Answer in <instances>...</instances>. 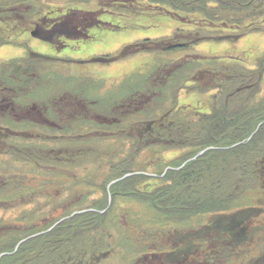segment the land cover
Wrapping results in <instances>:
<instances>
[{
    "label": "rangeland",
    "instance_id": "rangeland-1",
    "mask_svg": "<svg viewBox=\"0 0 264 264\" xmlns=\"http://www.w3.org/2000/svg\"><path fill=\"white\" fill-rule=\"evenodd\" d=\"M9 1H12L15 7L24 6V9L27 10H24V14L29 15L26 16L28 20L40 19L43 22L48 12H51L52 17L68 12V0ZM161 2L163 3V0H147L140 4V1L137 2L136 0H112L107 6L104 0L72 1L73 4L82 5L75 7L91 12L89 16L93 12L91 16L103 19L108 23L113 22L115 28L109 25L102 29H90L92 24L87 23L90 20L87 16L82 23L84 24V31L89 29L88 32L96 35L97 38L83 40L82 43L67 42L68 46L62 51H58L57 46L62 48L64 44L60 40L66 35L68 38H72L71 35L74 33L71 32L73 29L71 27L64 28L63 25H60L61 29L55 27L48 35L42 34L40 31V34L35 32L38 38H31L26 33L28 29L23 31L17 26L8 27L0 21V70L1 67H8L11 64V57H21L26 53V50L47 56L44 57L45 59L37 57L34 58L35 60L33 59L32 73L38 74V78L41 79L47 73L51 78L61 79L60 82L56 81L55 91H51L49 87H39L41 89L39 93L42 92L43 95L46 93L53 94L55 100H61L68 91H73L71 96L78 98L79 89L84 91V88L90 89L91 85H94L90 90L91 92L97 91L98 95H107L112 86L117 89L123 81L130 83V77L134 76V86L128 91L140 95L145 94L140 101L144 102L143 99L145 98L154 99L159 95L157 102L150 110L155 116H164L168 113L177 116L183 113L191 116L195 121L194 118L198 116L196 113L201 114L204 113L202 111H209L214 104L220 106L225 104L224 97L215 100L212 98L215 93L202 92V90L211 89L212 86L218 85L217 77L208 73L211 70L208 68L210 64L219 60L214 65L220 67L221 65L228 66L234 61L237 62L234 63L235 66L241 64L247 69L257 68L255 61L264 54V34L254 31L246 36L242 35L235 41H232L233 38L225 39L226 37L220 34L218 36L220 40L212 41V38L210 40L205 38L198 44L196 43L198 39L194 38L193 35L184 37L176 33L168 36L175 30L190 28L187 24L190 14L187 12L186 15H181L184 16V19L179 17L174 19L172 16L170 18L164 15L158 16L157 11L159 9L155 3ZM67 20L70 22L69 17ZM7 31L9 34H6ZM19 31L22 33L20 34ZM10 37L11 43L5 46L2 42L6 38L10 39ZM41 39L51 40L55 45L42 42ZM192 41L196 45L183 48L184 44H191ZM29 59L30 57L24 55L17 60L22 61L23 65V61ZM190 67L200 68L188 77L186 73ZM245 68L239 69L238 73L233 76L225 74L223 76L227 78L229 84L233 83L232 77L234 80L236 78V80L243 82L240 84L243 85L244 81L250 77L245 73V71L247 72L244 70ZM3 72L5 75L7 73L12 75L16 73V69H7ZM12 77L19 79L17 83H12L10 84L12 86H9L10 94L16 96L15 101H18L21 99L18 92L21 91L22 95L27 92L24 87L26 84L21 74L12 75ZM160 77L163 79L158 85L156 83H159ZM51 78L48 77V80L50 81ZM146 81L147 83L152 81L155 84L153 85L154 89L157 91L151 92L145 84ZM164 81H167L166 85H163ZM62 84H64L63 87H61ZM2 88L4 87L1 79L0 92L3 90ZM261 90V96H264V83ZM146 91L148 93H145ZM36 94L38 93L33 96L29 95V100L32 103H35ZM79 98L81 103L86 105L85 98ZM139 113H143L138 117L139 121L150 114L148 111H139L135 115ZM88 115L90 117L96 116V110L91 109ZM122 117L128 120V118L135 116L125 112ZM145 126L144 124L131 125L123 133L131 138L136 137ZM64 127L68 131L71 129L76 131L73 128L69 129L66 124ZM45 134L33 131L30 136L34 138L40 136L44 141L48 138L56 139L50 135L47 136V133ZM93 134L99 135L100 133L93 132ZM83 141L88 143L83 137L80 138V141L72 140L70 143L73 146L75 144L81 147ZM66 142L68 143L67 138ZM39 143L41 142H34L35 145ZM107 148L106 150L105 147L102 150L96 149L100 154L99 157H89L82 162L80 161L81 156H78L76 160L71 161L72 163L69 162L71 164L61 163L65 157L62 156L59 160L49 159L52 162L49 163L47 155H44L43 152L36 154L28 151L23 152V150L14 149L6 141L0 140V189L3 190L0 197V226L4 228L0 231V264H48L46 259L50 255L61 253L60 246L55 243L52 244L51 241L64 237L68 238L72 234L74 248L71 253L75 254L74 264H144V259L150 258L152 252L163 253L164 246L170 247L172 245L175 229L180 230L184 226L191 229L193 226L200 227V225L206 228L204 226L210 219L208 214L202 215L195 222H188L184 226L168 224L165 223L166 220L162 221L163 219L156 218L159 216V212L145 203L147 198L136 195L137 191L146 192L154 185H159L161 182L159 177L163 176L162 173H165V170L179 171L185 164L187 165L184 163L182 167L178 168L174 162H178L177 158L181 156L179 154L188 152L186 154L188 155L200 148L199 145H194L195 150L192 151H186L182 148L165 150L160 147V144H150L148 148L139 150L131 148L130 150L126 149V151L116 145L114 151V144L112 143ZM13 150L23 153L19 156L13 155L11 153ZM181 150L184 151L181 152ZM71 156H67V158H71ZM253 156V153L247 155L251 169H254ZM204 159L206 162H210L212 158L206 156ZM205 161L202 163L203 166ZM212 163L214 164L213 168L216 169L219 163L216 161ZM192 165L193 163L184 166V170L193 174ZM221 169L226 170V166L222 164ZM127 170L133 171V175L141 174L142 177L139 178L138 183L135 181L137 178L134 177L123 181L119 189L130 193V189H134L133 194L135 195L128 193V196H122V194H117L116 197L109 196V198L114 199L113 208L110 212L102 213V216L98 217L99 225L93 226L95 229L102 227L100 231H75L80 218H73V216L89 211L88 209L92 207L91 203L95 200L103 198L106 201L108 197L105 194L103 196L99 194V187L104 189L108 182L115 181L120 177V174ZM242 182L243 185H246V178ZM41 183L44 185L39 186ZM263 187L264 183L259 181L251 187L253 188L251 191L246 192L245 189L238 198L237 201L241 204L244 196H246L247 201L260 207L258 209L250 208L253 210V214L257 215V218H252L249 222L250 225L248 224V237L240 239L238 242L231 238L223 240L225 244L231 242L229 245L234 248L229 250H218V248L217 264H264ZM47 189L49 190L47 191ZM37 190H39L38 193ZM223 196L225 195L223 194ZM97 197L100 198L95 199ZM78 200L81 201L78 203L76 202ZM53 202L54 205H52ZM73 211L72 216H66L67 213ZM208 231H205L207 234L206 241L210 243V241L213 242L210 238L213 236H210ZM91 237H96L97 241L93 243L90 240ZM31 238H33L31 243L24 245ZM35 240L36 243L40 244L43 254H39V251L38 255L33 254V256L25 253L31 246L37 245ZM155 245L160 250L151 248ZM225 246L229 248L227 244ZM208 247L211 248L210 245ZM6 250L10 252L8 256L4 253ZM17 250L18 254H16ZM64 253L61 264H69L70 261L69 263L66 262L69 254L66 251ZM164 260L167 262L165 258ZM228 260H230L229 263H227ZM196 264H205V259L203 263Z\"/></svg>",
    "mask_w": 264,
    "mask_h": 264
},
{
    "label": "trees",
    "instance_id": "trees-1",
    "mask_svg": "<svg viewBox=\"0 0 264 264\" xmlns=\"http://www.w3.org/2000/svg\"><path fill=\"white\" fill-rule=\"evenodd\" d=\"M72 1L78 0H68V5H66L69 7L82 6L73 4ZM82 1L93 2V0ZM104 1L107 6L112 2V0ZM136 1H140V4H143V2L147 0ZM155 4L159 9L157 11L158 16L164 15L165 17H173L174 19L175 17L184 19V16L181 15H186L187 12H189V22L187 24H189L190 28L177 30L179 32L175 30L172 34H168V36H172L176 33L184 37L193 35L194 38L198 39L196 41L197 44L205 38L209 40L212 38V41H215V39L220 40L218 39L220 34L225 36L226 38L222 37L225 39L233 38L232 41L237 40L239 37H242V35L246 36L249 33H253L254 31L264 34V0H163V3ZM24 10L27 11L24 9V6L15 7L12 1L0 0L1 23L6 25V19H10L9 22L14 20L22 26L24 24L27 28L19 24L16 26L23 31L28 29V32L32 27L34 19H26V16L28 17L29 15L24 14ZM69 11L66 20L64 18L66 25L75 29V32H79L80 38H83V34L86 33L83 27L84 24H82L83 19L89 16L91 12L82 10L80 7L70 8ZM91 15H93V12ZM91 15L89 16L90 20L87 22L90 25L94 22H99L101 27L105 28V26L110 25L115 28L113 22L108 23L103 19H97L95 16ZM53 17H57V15H53ZM68 17L71 23L68 22ZM176 20L180 21L178 19ZM19 33L21 32L19 31ZM2 43L8 44L10 41L6 38ZM194 45H196L194 42L187 45L184 44L183 48ZM27 56L30 57V59L23 61V65L22 61L13 60L8 67H1L0 80H3V87H7V90H2L3 93H0V98L10 92L9 86H12L10 84L18 82V77L15 78L12 77V75L18 76L21 74L26 84L24 87L27 92L22 95L21 91H19L18 95L20 98L23 100V97L26 95L33 96L35 93H38L34 97L35 103L33 104L41 111H39L40 114H36V116L38 118H51L50 121L56 124L54 127L49 126L45 133L55 138H59L60 134L65 135L64 133H66L65 137L68 139V145L70 144L68 153L70 156L72 154V156L71 158L62 159L61 163L71 164V161L76 160L78 156H81V162L89 159V157H99L100 154L96 149L102 150L105 147L106 150L108 149V145L112 143L114 144V151L116 145L122 148L123 151H126V149L130 150L131 148H136L138 150L148 148L150 144H160V147L165 150H178L182 148L186 151L195 150L193 148L194 145L200 146V148L188 155H186L188 152L179 154L181 156L177 158L178 162H174L178 168L182 167L184 163H187V165L193 163V174L187 173V171L184 170L187 166L185 164L186 166L184 165L185 167L183 166L179 171L171 170L167 171L166 174L162 173V175H165L159 177L161 180L159 185H154L153 188L146 192L137 191L136 194L141 198H147L148 200H145V203L150 207H154L159 212V216L156 218L163 219L162 221L166 220L165 223L168 224L184 226L188 222H195V220L202 215H210L209 221H207L206 226H204L206 228L200 225V227L193 226L191 229L188 227L186 228V226L180 228V230L175 229L172 245L170 247L164 246L162 250L163 253L160 254L163 260L164 258L167 260V262L164 260L166 264H182V262L196 264L203 263L204 259L205 264H217L218 258L216 255L218 248V250H229L234 248L229 245L231 242L226 243L227 246H229V248H227L223 240H229V238H231L238 242L240 239L248 237V224L250 225L249 222L252 218H257V215L253 214V210L250 208L258 209L260 207L247 201L246 196H244V200L241 204L238 203L237 200L245 189L246 192H249L253 189L251 187L257 182L261 181L264 183V96H261V89L264 83V54L256 59L255 64L257 68H249L250 70L241 64L235 66L234 63L237 62L234 61L228 66L221 65L219 67L214 65V63H218L219 60H215L213 64H210L208 68L211 70L208 73H212L217 77L216 81L218 85L212 86L211 89L202 90V92L215 93L212 96L215 100L224 97L225 104H223V106L214 104L209 111H205L201 114L196 113L198 116L194 118L196 119L195 121H193L191 116L183 113L177 116L176 114L172 115L170 113L164 116H155L150 110L154 107V103L157 102L159 95L154 99L145 98L143 99L144 102L140 101L145 94L140 95L128 91L129 88L134 86V76L130 77V83L123 81L122 85L117 89L112 86L107 92V95H98L97 91L91 92L90 90L94 85H91L90 89L84 88V91L79 89V95L77 96L78 98L84 97L86 105L81 103L80 98L79 101L76 100L78 98L67 100L66 95H64L61 100H55L53 94L46 93L43 95L42 92L39 93V91H41L39 87H49L51 91H55L54 87L56 81L60 82L61 79L51 78L48 76V73L43 76L42 79L38 78V74L35 75L32 73V67L34 66L32 61L36 57L40 59L45 58L35 53ZM202 64L205 65L203 62ZM243 67L247 72L250 71L248 73L245 71V73L250 76L249 79H247L248 82L244 81L245 83L240 85L243 82L238 79L236 80V78L234 80V78L231 77L233 83L229 84V81L223 74L233 76L235 73H238L239 69H243ZM199 68L190 67L186 73L187 76H191L192 73L199 70ZM7 69H16V73L12 75L7 73L5 75L3 70ZM178 71H180V69H178ZM2 76L4 77L2 78ZM163 76L165 77L166 75ZM178 76L180 77V75H177V77ZM48 77L51 78L50 81ZM162 79L163 77H160L159 83L156 84L160 85ZM164 79L166 80V78ZM166 83L167 81H164L163 85H166ZM145 84H147L151 92L157 91L154 89L153 85L155 84L152 81L148 83L146 81ZM145 93H148V91ZM15 98L16 96L13 97L14 101ZM44 109H46V112ZM91 109L96 110V116L101 118L106 117L112 122L102 124L91 123L90 120L86 119H90L88 114ZM139 111H148L150 114L139 121L138 117L143 114L139 113L135 115ZM125 112L135 117H130L127 120V118L122 117ZM0 123L6 124V126H0V130H3L0 131V140L2 142L6 141L14 149H20L23 150V152H33L35 154L37 152H43L44 155H47L49 163L51 162L49 159L55 158L59 160L62 157L58 149L48 148V150H46L41 145L34 144V142L37 141L36 139H34V142H31L30 138H19L9 134L4 128L6 127L15 131V129L28 130L31 126L34 131H40L41 129L38 125L27 122L24 124L11 123L7 119H3ZM62 123L69 127L72 126L76 131L72 129L68 131ZM88 123H91V127L88 129L89 131L99 132L100 134L94 135L93 133H87L86 130L89 125L85 124ZM136 124L146 125L142 128L143 131L140 132L144 136L143 139H140L139 135L131 138L123 133L127 128H130L131 125ZM85 126L86 128L84 129ZM72 135L80 136L78 137L79 139H73L74 136ZM81 137L87 140L88 143L86 144V141H83L81 147L75 144L74 146L71 145L72 143L70 142L72 140L80 141ZM51 139L52 138H49V140ZM249 139L250 141H248ZM54 143L56 148H59L61 145L58 140ZM140 144L143 145L140 146ZM235 145L237 146L234 148ZM184 150H181V152ZM203 150L206 151L202 157L192 159L200 152H203ZM23 152L13 150L11 153L19 156ZM250 153L254 154L252 158L254 169L250 168L249 157H247ZM113 154L115 155V153ZM259 154L261 155L259 156ZM206 156L212 158L210 162L205 161L204 157ZM204 161L206 163L203 166L202 163ZM214 161L219 163L216 169L213 168L214 164L212 162ZM222 164L226 166V170L221 169ZM132 172L133 171L127 170L125 173L120 174L118 179L123 178L127 174H132ZM131 177L137 178L135 181L138 183L142 175L138 174ZM245 178L247 183L243 185L242 180ZM127 179L118 181L112 186H110V183L114 180L108 182L106 184L107 186L104 185V182L103 185L105 188L100 189L99 187V194H101V196L105 194L108 197L107 200L105 201L103 198L99 199L100 197H97L95 199L99 200H95L91 203L92 207L88 209L89 211L84 214L74 215L73 218H80L78 226L75 227V231H100L102 227L95 229L93 226L99 225L98 217L102 216V211L110 212L113 208L112 204L114 199L111 198L112 203L109 204V196L116 197L117 194L128 196V193L135 195L133 194L134 189H130L131 193L119 189L121 183L127 181ZM2 192L3 190H0V195H2ZM223 194L225 196H223ZM123 198L128 199L125 197ZM80 201L81 200H78L76 202L79 203ZM54 204L53 202L52 205ZM73 213L74 211L72 213H67L66 216L70 217ZM203 230L206 232L209 230L208 234L213 236L210 237L213 242L210 241L209 243V241H206L207 234H205ZM188 231L189 233L187 234ZM72 235L68 238L64 237L51 241L52 244L55 243L60 246L61 253L50 255L46 259L49 262L48 264H61L65 251L69 254L66 262L69 263L70 261V263L74 264L75 254L71 253L74 248L72 244ZM32 239L33 238L25 242L24 245H29ZM142 239L144 238L142 237ZM90 240L93 243L97 241L96 237H91ZM152 241H150V243H152ZM35 244L37 245L31 246L25 253H29V255L33 256V254L38 255L39 251V254H43L42 248H40V244L36 243V240ZM209 245L211 248L208 247ZM154 247L157 246L155 245L151 248L160 250L158 247ZM7 251L8 250L4 253L8 256L10 252ZM16 254H18V250ZM197 255H200V257L196 258ZM175 258L178 259L176 260ZM229 262L230 260L227 261V263Z\"/></svg>",
    "mask_w": 264,
    "mask_h": 264
},
{
    "label": "flooded vegetation",
    "instance_id": "flooded-vegetation-1",
    "mask_svg": "<svg viewBox=\"0 0 264 264\" xmlns=\"http://www.w3.org/2000/svg\"><path fill=\"white\" fill-rule=\"evenodd\" d=\"M70 8L71 7L67 6V11L68 12L64 13L63 15H59V16L57 15V17H52L51 12H48V15H46L45 19H43V22L40 19H38V20L35 19L34 22H32V27L28 31V33H30V31L32 29L37 28L38 31L39 32L41 31L42 34H47L48 35V34H50V32L52 30L55 29V27H57V29H61L60 25H63L64 28L65 27H70V26H67L66 22H65L66 17L68 16V14L70 12L69 11ZM64 18H65V20H64ZM5 23H6V25H8V27H10V26L13 27V26L17 25V23L14 20H11L10 22H9V20H5ZM91 28H97V29L101 28L102 29L103 27H101L99 22H94V23H92V26L90 27V29ZM65 30H67V29H65ZM88 31H89V29H88ZM88 31L86 30V33L83 34V38H80L79 32H77V31L75 32V30L72 29L71 32L74 33L73 35H71L72 38H68L67 35L64 38H61L60 41L64 45L62 46V48L57 46L58 51H62L64 49H66V47L68 46L67 42L82 43L83 40H88V39L93 40V39L97 38L96 35H92ZM7 33H9V32L7 31ZM42 42H46V43H50L51 45H55V43L52 42L51 40L42 39ZM24 50H26V49H24ZM33 53H35L36 55L41 56L43 58L47 57L45 55H41V54H38L36 52H33ZM33 53L32 52H28L26 50V53H24L21 57H11L10 62L12 63L13 60L21 59L24 55H30V54H33ZM63 86H64V84L61 85V87H63ZM2 89L7 90V87L4 86V88H2ZM0 93H3V92L1 91ZM64 95H66V99L67 100H73V99L77 98V97L71 96V92L70 91H68L67 94H64ZM13 97H14V95H11L10 92H9L8 94H6V95H4V96H2L0 98V121H3V119H7L11 123L24 124L25 122H27V123H30V124H33V125H38L40 127V129H41L38 132H43L44 135H46L45 132H46V130L48 129L49 126L54 127L56 125L54 122L50 121L51 118L50 119L46 118V117L38 118L36 116V114H40L39 111H41V110H39L37 106L36 107L34 106V104L29 100V96L28 95L24 96L23 100L20 99L17 102L13 100ZM76 100L79 101V98L76 99ZM81 109H83V108H81ZM45 110L46 109H44V111ZM41 113L44 114L43 112H41ZM86 119L90 120L91 123L94 122V123H98V124L112 122V121H109V119H107L106 117H102L101 118V117H98V116H94V117L91 116L90 119H88V118H86ZM91 123L85 124V125H89L87 127V130H86L87 133H89V134H92L94 132V131H89L88 130L91 127ZM62 125L64 126L65 124L62 123ZM0 126H6V124L0 123ZM4 128L9 132V134L17 136L19 138H22V139L30 138L31 142H34V139H36L37 141H40L41 143H39L38 145H41L46 150H48V148L58 149L59 153H61L62 156L66 157V158L63 157L64 159H67V156H70V154L68 153L70 144L68 145V143L66 142V138H67V137H65L66 133H64L65 135L60 134L61 138L59 137V138L51 139V140H49V138H48L47 140L44 141V139L40 138V136H37V138H34V137L30 136V135H32V132L34 131L31 126H30V128H28V130L15 129V131L12 130V129L6 128V127H4ZM70 128H72V126H70L69 129ZM85 128H86V126L84 127V129ZM59 129H63V128H59ZM0 131H3V130H0ZM48 135L49 134H47V136ZM72 136H74L73 138L78 139V137L80 135H72ZM139 138L140 139L144 138L142 133L139 134ZM56 140H58L59 143H61L59 148H56V146H55L54 142ZM37 141H35V142H37ZM43 185L44 184L41 183L39 186H43ZM40 189H42V188L40 187ZM48 190L49 189H47V191ZM38 191L39 190H37V193H38ZM0 197H1V195H0ZM3 229H4L3 226H0V231L3 230ZM154 248H157V247H154ZM160 254L161 253L156 252V251L152 252V254H150V258H145L144 259V264H166L165 261L163 260V258H161ZM198 257H200V255H197L196 258H198ZM175 259L177 260L178 258H175ZM193 262H195V261H193ZM182 264H188V262L187 263L186 262H182Z\"/></svg>",
    "mask_w": 264,
    "mask_h": 264
},
{
    "label": "water",
    "instance_id": "water-1",
    "mask_svg": "<svg viewBox=\"0 0 264 264\" xmlns=\"http://www.w3.org/2000/svg\"><path fill=\"white\" fill-rule=\"evenodd\" d=\"M32 34H34V33H32ZM34 36H36V34H34ZM204 152H205V151H203L202 153H200L197 157L203 155ZM197 157H195V158H197ZM127 176H130V175H127Z\"/></svg>",
    "mask_w": 264,
    "mask_h": 264
}]
</instances>
